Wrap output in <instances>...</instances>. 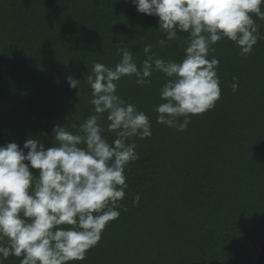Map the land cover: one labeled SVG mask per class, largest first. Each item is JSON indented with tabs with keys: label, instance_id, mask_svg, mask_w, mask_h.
<instances>
[{
	"label": "trees",
	"instance_id": "16d2710c",
	"mask_svg": "<svg viewBox=\"0 0 264 264\" xmlns=\"http://www.w3.org/2000/svg\"><path fill=\"white\" fill-rule=\"evenodd\" d=\"M253 19L260 38L247 57L227 38L212 46L221 97L185 131L156 122L161 73L144 86L134 77L117 82V94L148 115L152 135L129 141L139 158L125 170L120 216L85 260L71 264H253L264 243V20ZM157 29V18L130 0H0V145L37 138L47 148L56 143L54 126L78 131L94 114L87 76L94 63L114 67L121 43L137 64L145 44L180 61L181 42L160 47L165 35ZM68 76L81 81L78 89ZM106 115L100 123L111 142Z\"/></svg>",
	"mask_w": 264,
	"mask_h": 264
},
{
	"label": "clouds",
	"instance_id": "9594fccd",
	"mask_svg": "<svg viewBox=\"0 0 264 264\" xmlns=\"http://www.w3.org/2000/svg\"><path fill=\"white\" fill-rule=\"evenodd\" d=\"M125 3L129 0H124ZM136 11L156 17L158 31L168 41H180V61L162 59L145 44V59L137 64L133 52L121 43V57L114 67L94 63L86 83L94 114L76 132L54 126L55 145L45 147L37 138L0 145V264L10 256L20 264H71L83 261L95 247L109 222L120 216V201L128 184L126 167L139 157L133 137L152 135L148 115L117 94V82L135 78L150 84L154 72L166 77L154 111L156 122L185 131L191 116L215 107L221 97L217 75L219 59L208 58L212 46L227 38L242 57L258 42L253 15L264 20V0H130ZM178 33H186V39ZM71 89L81 81L68 76ZM234 77L232 91H237ZM106 115L109 142L100 123ZM31 170H37L35 174ZM140 195L133 198L138 205Z\"/></svg>",
	"mask_w": 264,
	"mask_h": 264
},
{
	"label": "water",
	"instance_id": "95a60500",
	"mask_svg": "<svg viewBox=\"0 0 264 264\" xmlns=\"http://www.w3.org/2000/svg\"><path fill=\"white\" fill-rule=\"evenodd\" d=\"M253 264H264V243L262 244Z\"/></svg>",
	"mask_w": 264,
	"mask_h": 264
}]
</instances>
